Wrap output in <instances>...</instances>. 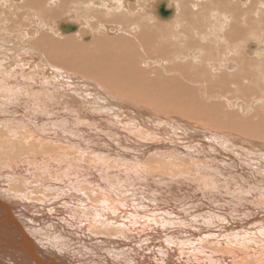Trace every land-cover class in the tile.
Masks as SVG:
<instances>
[{
  "label": "bare ground",
  "instance_id": "1",
  "mask_svg": "<svg viewBox=\"0 0 264 264\" xmlns=\"http://www.w3.org/2000/svg\"><path fill=\"white\" fill-rule=\"evenodd\" d=\"M154 1L0 0V72L24 51L44 53L54 66L93 80L107 102L117 99L112 92L139 109L109 120L51 106L43 115L0 108L9 118L0 129L48 120L40 117L62 122L37 132V146L11 145L25 133L0 134V264H264V0H166L172 8ZM160 6L169 18H160ZM57 7L83 20L55 22ZM84 102L94 100L74 103ZM21 114L33 120H18ZM90 130L98 138L116 134L130 148V186L100 180L83 163V152L93 151L61 133ZM174 139L207 151L178 154L170 151L178 150ZM217 145L228 157L244 154L248 166L239 170L232 157L234 168L224 172L216 162L213 169L207 161ZM73 146L81 149L73 153ZM83 173L87 187L72 185Z\"/></svg>",
  "mask_w": 264,
  "mask_h": 264
},
{
  "label": "rangeland",
  "instance_id": "2",
  "mask_svg": "<svg viewBox=\"0 0 264 264\" xmlns=\"http://www.w3.org/2000/svg\"><path fill=\"white\" fill-rule=\"evenodd\" d=\"M1 1H3V0H1ZM147 1H148V3H150L151 1L153 3L155 2L154 0H151L150 2H149V0H147ZM158 1L165 2V7L172 8L171 4H167L166 0H156V2H158ZM171 1L172 0H170V2ZM0 3H3V2H0ZM135 3L137 6V1H134V4ZM171 3H173V1ZM65 8L64 7H57L56 12L58 13V15L56 16L57 20L54 19L55 22L58 20L69 21L70 17H71V19H70L71 22H72V19H73V21H74V19H75V21L77 19L83 20L81 15H76V14H74V12L71 13L69 11L68 7H65ZM148 10L149 11L153 10L152 5H150L148 7ZM157 14L159 15L158 12H157ZM171 14H172V12H171ZM170 16H168L167 18H169ZM160 18H162V17H160ZM162 19H166V18H162ZM45 23L48 24V22H45ZM50 23H51V21H50ZM35 24H37V23H35ZM30 33H32V34L35 33V30H31ZM51 38L53 39V41L56 40L54 36H52ZM1 43L2 42L0 41V44ZM18 47L19 46L16 45L13 48L18 49ZM34 47L38 48L37 46H34ZM42 54H43V57H39L36 55H33L32 57H30V51H28V52L24 51L17 60H13L12 63H7L4 66L3 70L0 72V108L5 106L9 110H17L21 107H26L27 110H33V111L43 115V114L49 113L47 108L49 106H51V107L57 108L59 111H64L70 115H72V112L76 113L77 111H88V112L95 114V115L105 116L109 120H121V118H119V117H114L115 112L123 113L124 111H127V112L139 111V109H137L136 107H133V106L129 105L128 103H126L125 102L126 99L122 98L121 96H123V95H120V94H119L120 96H117L114 93L110 92L117 99H114V100L107 102L104 98L103 91L95 84V82L93 80L87 79V81H84V80L79 79V78H85V77L79 76V74H74L66 68H59L57 66H54L52 61L50 59H48L44 53H42ZM64 61H66V59ZM65 63L66 62H64L63 65ZM68 76H72L76 80L75 79L72 80V79L68 78ZM97 89H100V93H98ZM16 99H18L20 101L19 102H12L13 100H16ZM77 99H80L83 101H87L88 99H92V100H94V102L93 103L84 102L83 104H75L74 102ZM37 105H40L41 107L38 108ZM233 107H230L229 109L233 110L232 109ZM234 111H235V109H234ZM3 114H5V113L0 114L1 117L3 116L2 119L0 117V120L5 121V119H3V118L7 119L8 117H7V114H5V115H3ZM4 116H6V117H4ZM23 116H25V115H23ZM23 116L21 114L20 117L19 116H16V117L18 120H23V119L24 120L27 119V120H31V121L33 120V118H30L28 116H25L26 118H24ZM40 119L41 120L48 119V120L40 122L38 124V126L36 124L29 126L32 124L29 121H28V123H27V121H25L24 122L25 124H14L11 127H6L5 129H0V134L6 135V134H9L12 132L13 133H25L26 135L25 134L16 135L17 140L12 142L11 145L14 147H17L23 141L27 144L31 140H33L37 146L39 144V141H38V138L36 135L37 132L46 133L45 131L47 129H49L48 124H51L54 126V128H57L58 124L62 123L61 121L57 120V118L54 116H50L49 118L40 117ZM7 120H9V118ZM10 120L13 122H16V119L14 120L13 117H10ZM140 121H142V120H140ZM5 122H7V121H5ZM13 122H12V124H13ZM63 123L66 124V122H63ZM8 124H10V122H8ZM85 125L92 126L96 129L94 123L88 122ZM156 125H158V124H156ZM164 126L165 125H163L162 128H164ZM97 132L100 134H104L103 132H100V131H97ZM61 133L66 134L67 137L71 140V142H74V143L84 147L87 150L93 151V152H90V151H84L83 152L84 157H86L84 162L81 161V159L79 158L80 155L73 156L72 158L78 159L79 161L83 162L87 166L96 167L98 169V172L96 173V175L99 177L100 180H102V181H104V182H106V183H108V184H110L116 188H122L125 186H130V181H131L130 148L122 147L118 143H116V141H114L116 134H114L113 137H112L111 133H110L111 136L109 135L110 140L114 141V142L113 141H111V142L114 143L116 145V147L118 148L117 151H113V150H111V148L109 146L110 140L107 137V134L98 138L94 135V132L92 130H90L89 135H86L84 137H78L69 131H61ZM132 133H134V132H132ZM124 134L123 135L121 134V135L124 136ZM126 135H130V133L126 132L125 137H126ZM175 136H174V138H175ZM136 137H133V138H136ZM185 137L187 138V136H185ZM126 138L131 140V136L126 137ZM177 138H179V135H177ZM40 140L42 141V139H40ZM174 142H175L174 144H170V145H171V147L176 146V148L178 150L170 149V151L177 152L178 154L186 153V152L191 153V151H192L195 154H200V155L203 154L204 155L205 151H207L206 150L207 148H201L200 144H196L195 142L190 143V146H187V145L184 146L183 145L184 143L188 144L187 141L182 142V141H176V139H174ZM145 143L148 144V142H145ZM153 146H155V145H153ZM194 146H196V148H194ZM198 147H200V149ZM221 148L222 147H220V145H217L216 150H215L216 153L214 152V154H217V157H215L217 160L215 158H213V159H208L211 161H207V162H209L208 165L211 164V166H213V169H216L218 166H221L223 164L219 168L220 169L222 168L223 171L226 172V169L232 167L230 165V162H232V160H233L232 157H234V158L236 157L235 159H237V160L234 161V163H236V164L238 163L237 165H239L238 166L239 170H243L244 167L248 166V165H246V157L244 154L241 155L242 153L241 154L239 153L241 155L240 156L236 153H231L232 151H230L229 154L231 153V157H228V153L227 154L225 153L228 150L226 149L227 150L226 151L224 148H222V149ZM79 149H81V148L73 146L71 148V151L74 153V151L76 152ZM166 149H167V151H169L168 148H166ZM212 150H211V152H212ZM218 151H219V153L220 152L221 153L220 154L217 153ZM122 152L125 153L126 155H121L120 153H122ZM154 153L155 152H151V153L147 154V156L149 157L151 155H154ZM254 153L256 154L258 152L256 151ZM225 154L227 155L226 157H225ZM31 156H32L33 160L36 157L35 154H33V153H31ZM181 157H183L184 159L185 158H187V159L191 158L189 156H185V154H183ZM242 157H245V158H242ZM226 158L228 160H224ZM120 159H125L127 161V163H129V164L122 165L119 162ZM220 159L222 161L221 164L219 163V162H221V161H219ZM33 160H32V162H33ZM55 160H56L57 164L67 165V161L58 155L55 156ZM203 160H205V159H203ZM238 160H239V162H237ZM224 161H225V163H223ZM243 161H244V163H242V164H244V165L242 166L241 162H243ZM216 162L218 163V166H217ZM70 163L74 164L78 168L79 172H84V170H82L81 167L77 163L71 162V160H70ZM224 165H226V166H224ZM186 166L188 168H192V164H190V163H189V165H186ZM204 166H205L204 168H208V167H206L207 166L206 164ZM211 166H209V168ZM223 166L227 167V168H224ZM234 167H235V165H233L232 168H234ZM188 168H186V169L189 170ZM219 168H217V169H219ZM88 178H89V174L83 173L80 178H78L77 180H75L72 183V185L79 186V187L80 186L81 187H87V183H88L87 179ZM168 194H173L176 196V203L177 204H181L183 202L182 199L185 198L184 196H182L181 194H179L175 190H169ZM65 204L69 205V203H67V202ZM181 207H183V206H181Z\"/></svg>",
  "mask_w": 264,
  "mask_h": 264
},
{
  "label": "water",
  "instance_id": "3",
  "mask_svg": "<svg viewBox=\"0 0 264 264\" xmlns=\"http://www.w3.org/2000/svg\"><path fill=\"white\" fill-rule=\"evenodd\" d=\"M158 13H159V16L162 18H167L168 16L171 15V11L165 10L163 6L159 7ZM60 29L67 33L75 31V27L71 25H61Z\"/></svg>",
  "mask_w": 264,
  "mask_h": 264
}]
</instances>
